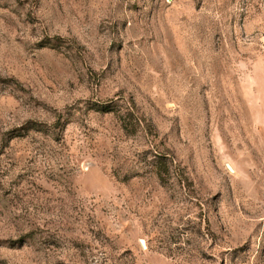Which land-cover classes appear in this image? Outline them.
Returning <instances> with one entry per match:
<instances>
[{"label":"rangeland","instance_id":"rangeland-1","mask_svg":"<svg viewBox=\"0 0 264 264\" xmlns=\"http://www.w3.org/2000/svg\"><path fill=\"white\" fill-rule=\"evenodd\" d=\"M0 264H264V0H0Z\"/></svg>","mask_w":264,"mask_h":264}]
</instances>
